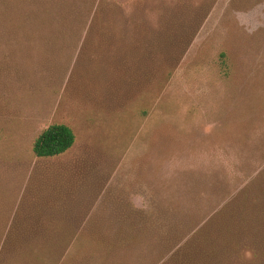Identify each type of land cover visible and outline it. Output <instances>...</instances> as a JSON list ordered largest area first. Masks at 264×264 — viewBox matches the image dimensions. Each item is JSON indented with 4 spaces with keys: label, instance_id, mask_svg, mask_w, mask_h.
<instances>
[{
    "label": "rangeland",
    "instance_id": "1",
    "mask_svg": "<svg viewBox=\"0 0 264 264\" xmlns=\"http://www.w3.org/2000/svg\"><path fill=\"white\" fill-rule=\"evenodd\" d=\"M0 264H264V0H0Z\"/></svg>",
    "mask_w": 264,
    "mask_h": 264
},
{
    "label": "trees",
    "instance_id": "2",
    "mask_svg": "<svg viewBox=\"0 0 264 264\" xmlns=\"http://www.w3.org/2000/svg\"><path fill=\"white\" fill-rule=\"evenodd\" d=\"M74 142L75 134L68 125L51 123L34 138L31 152L39 158L54 157L66 152Z\"/></svg>",
    "mask_w": 264,
    "mask_h": 264
}]
</instances>
